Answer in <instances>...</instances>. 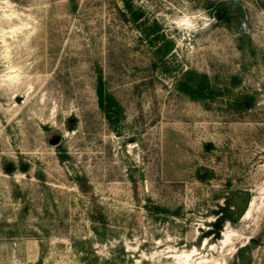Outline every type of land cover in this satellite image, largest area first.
I'll return each instance as SVG.
<instances>
[{"label": "rangeland", "instance_id": "rangeland-1", "mask_svg": "<svg viewBox=\"0 0 264 264\" xmlns=\"http://www.w3.org/2000/svg\"><path fill=\"white\" fill-rule=\"evenodd\" d=\"M218 262L264 264V0H0V264Z\"/></svg>", "mask_w": 264, "mask_h": 264}, {"label": "trees", "instance_id": "trees-1", "mask_svg": "<svg viewBox=\"0 0 264 264\" xmlns=\"http://www.w3.org/2000/svg\"><path fill=\"white\" fill-rule=\"evenodd\" d=\"M180 86L181 90L193 100L204 98L209 90L206 75L193 69L183 71ZM96 96L98 107L107 118L117 113L119 105L114 96L106 91L100 78L96 85Z\"/></svg>", "mask_w": 264, "mask_h": 264}, {"label": "water", "instance_id": "water-1", "mask_svg": "<svg viewBox=\"0 0 264 264\" xmlns=\"http://www.w3.org/2000/svg\"><path fill=\"white\" fill-rule=\"evenodd\" d=\"M59 140V137H55L54 139L50 140V143L52 145H55ZM250 201V194L248 192L244 193L242 196L238 197L235 196L232 200L234 204H237V210L239 213H243L246 209L247 206L249 205Z\"/></svg>", "mask_w": 264, "mask_h": 264}, {"label": "bare ground", "instance_id": "bare-ground-1", "mask_svg": "<svg viewBox=\"0 0 264 264\" xmlns=\"http://www.w3.org/2000/svg\"><path fill=\"white\" fill-rule=\"evenodd\" d=\"M252 202H251V204H249L250 206H249V209L252 207ZM249 209H247L248 211H246V214L244 215V217H247L248 216V214L250 213L249 212ZM226 243V242H225ZM212 264H221V262H218V263H212Z\"/></svg>", "mask_w": 264, "mask_h": 264}]
</instances>
